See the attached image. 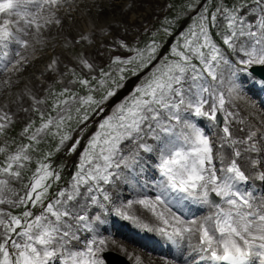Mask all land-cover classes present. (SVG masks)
<instances>
[{"label":"snow or ice","instance_id":"1","mask_svg":"<svg viewBox=\"0 0 264 264\" xmlns=\"http://www.w3.org/2000/svg\"><path fill=\"white\" fill-rule=\"evenodd\" d=\"M68 3L70 0H0V70L13 71L24 59L21 51L30 47L27 37L39 38L49 25L60 24L57 13ZM186 6L195 13L193 22L181 34L183 42L177 41L171 48L170 57L160 63L155 42L140 49L121 41V47L135 55L116 56L109 65L112 71L101 69L102 78H92L96 88L89 79L79 78L78 83L89 89L79 99L75 93L60 99L70 93L68 88L58 93L53 102V110L59 109L57 115L45 118L40 112L39 127L34 131H30L33 124L24 128L29 143L20 144L14 152L0 147V155L7 152L0 162V205L24 208L17 215L0 207V264H105L99 255L106 251L105 239L92 238L83 248L75 247L80 240L77 232L81 228L91 232L92 228L89 216L74 211L72 202L87 185L92 204H98L90 182L103 192L100 182L113 184L122 167L132 168L139 162L141 150L158 154L154 168L159 179L146 185L155 195L129 202L125 208L138 204L158 223L151 226L125 209H116L118 215L158 232L174 245L186 244L185 264H264V194L240 190L250 179L241 160L264 167V131L248 125L244 136H235L231 127L235 113L226 106L239 97V74L251 77L249 69L264 66V0H241L239 4L188 0ZM81 63L93 69L87 60ZM225 66L230 71L226 93L211 83L224 84L218 70ZM127 73H144L146 78L98 124L83 151L72 190H62L49 200V190L60 175L47 162L52 155L48 153L36 161L35 171L23 185L26 191L19 195L11 185L22 179V170L32 161L30 152L40 143L38 137H59V146H64L73 139L68 130L74 119L73 105H79L75 107L77 125L86 127L90 113L103 112L106 102L125 87ZM94 91L102 92L99 98ZM195 117L208 121L207 128L193 122ZM6 122L11 117L0 113V132ZM238 123L247 122L241 119ZM128 143L135 147L125 156ZM79 146L77 139L69 152H76ZM253 153L261 158H253ZM258 179L264 181V172ZM103 199L110 201V196L105 193ZM189 205L208 211L185 218L184 209ZM95 219L99 221V215ZM166 264L175 262L166 260Z\"/></svg>","mask_w":264,"mask_h":264},{"label":"rangeland","instance_id":"2","mask_svg":"<svg viewBox=\"0 0 264 264\" xmlns=\"http://www.w3.org/2000/svg\"><path fill=\"white\" fill-rule=\"evenodd\" d=\"M169 1L170 0H157L158 3L156 5L155 14L150 16L148 22L144 24L142 30L133 32L129 36H119L117 42L111 40L110 44L108 43L106 45L103 44L108 42L105 35H99L97 37L96 34L94 35V33H92L93 30L96 31L98 29L97 31H99L101 29V26H99V23L97 22V20H99L98 17L103 15L104 19L102 18V20H107V17L110 18L116 12V10H120L121 7L128 4L131 5L132 3L130 2V0H70V3L65 4L57 13L58 18L61 21L60 24L53 23L45 28L42 35L39 38L35 39V46L29 52L22 54L24 59L19 65L16 66L13 71L0 70V86L4 88V97H0V113H6L7 110L12 111V105L18 104L16 102V98L19 97L22 93H27V98L29 100V102L27 100L28 103L22 102L26 105H22L21 103L18 104L19 106L17 107L22 108L20 112L12 113L10 115L11 122L2 132H0V147H7L8 152H14L20 144H23L21 143V140L26 137V135H23L24 128L29 124L34 125L37 122L36 120L40 119V112H43L45 114V118L49 115L51 110L49 99L51 97V94L55 90H57L58 88H68L70 90L76 89L77 86L80 85L78 83V79L80 76L88 78L97 77L100 75L101 69H103L104 71L113 70L109 67V65H111L112 60L116 56H120L123 59L135 55L134 52H129L126 48L121 47V41H123V43L127 44L129 47L138 48V43H143L146 39V35L151 36V34L157 32L158 29H160L159 23L165 17L166 13L169 10ZM140 13L141 12H139L138 14ZM188 13H192V11ZM138 14L136 13L134 17H136V15ZM256 15L258 16L259 13L257 12ZM86 19L87 22L91 24L90 28L86 29V27H84V32H82L81 34L72 32L70 37L65 36L64 31L74 30L71 27V24H73L72 22L83 26L84 24H87ZM114 22H116V20ZM253 30H255V27H253ZM88 31H91V33L87 39H84L83 33ZM77 35H79L80 37L75 38V36ZM167 39L168 36L166 34H158L159 46L163 47L166 44ZM77 40L82 41L77 42ZM89 43L102 46V49L99 50L101 51L103 57H105L106 55V58H99L98 60L96 54L92 55L87 53ZM171 45L172 42L158 57L160 63L163 62L165 54L170 50ZM10 51H12V49H10ZM89 55H91L92 57ZM44 56H46V58ZM87 57L93 58V60L95 61V63H91L93 65V69L91 70L84 67V65L81 63L82 60L88 61V59H86ZM15 59H19V57H15ZM27 60H31V64L29 65V68L25 70L24 65ZM113 68H115V66H113ZM38 70L51 74L50 79H45V77L38 75ZM218 71L222 73V78L224 80V84H220L219 88L226 93L227 87L230 86L228 84V80L230 79V71L226 66L222 67ZM145 73H147L146 70ZM115 74L116 73L113 71L114 76ZM145 78L146 76L144 73H142L140 76H131V78H129V82H131V88L129 91H126V87H128V84L127 86L125 84V87L118 92L116 97L106 102V104L103 106V112L99 114H92L91 119L87 122L86 127L83 124L79 125L72 133L73 139L67 141L64 146H57L59 147V151L54 150L52 152V155L48 156L47 162L50 163L60 175V180L57 181L56 187L54 189H52L51 187V189L49 190V200H54L57 196V193L62 190H72V184L74 182L73 178L79 168L83 151L85 150L87 142L90 139L91 135L98 130V124L105 116L110 115L111 112L114 111L115 105L127 98L132 92L133 88L137 84L141 83ZM236 83L240 85L239 97L233 98L231 100V103L226 105L231 111L235 113L233 123L231 125V127L233 128V133H240V129L238 130V126L236 124V121L238 119H243L247 123L253 122V125L255 127L257 126V129L264 131V126L262 125V123L256 125L255 121V117L257 116L256 112L261 109V103H264V91L261 90L260 86H257L256 80L252 76H244L242 78H239L237 79ZM34 87L40 90L38 96H35L30 91L28 92L29 88ZM250 89L255 90L254 94L256 95V97L253 94L248 93V90ZM79 97L80 96H77V99H79ZM245 98H248V100L246 101ZM37 101H43V103L38 104ZM248 106L250 108H248ZM36 109H39V112H37ZM56 115L57 113L53 116ZM193 122L198 123L199 120L196 121L193 119ZM36 127H39V125ZM36 127L33 126L30 131H34ZM15 132H18L19 136L14 135ZM13 137H18L19 140L17 139L13 141ZM43 137L45 138L46 135L42 134L40 137H38V139L42 140ZM77 139L80 140V146L77 148V151L74 153L69 152L70 146ZM149 143H153V141L149 140ZM153 146L155 147L156 145L153 144ZM141 152L142 150L140 151V153ZM152 154L155 156L158 155L157 153ZM5 155H7V152L4 155H0V162L4 160ZM30 155L32 156V161L28 163L27 169L32 168L31 164H33L34 162L36 163V161L39 159L33 151L30 152ZM152 173L153 176H150L147 179H142L144 186L151 185L154 182L155 171L153 170ZM66 177L68 178L66 179V181H64ZM128 177L129 176H127L126 179H128ZM118 178L120 177L118 176ZM114 180L115 182L113 184H105L103 182H100L99 187L103 189L102 197H99L96 194L97 190L95 189V182H90L93 185V191L91 195L97 197L99 201L98 204H92L89 194L86 192L88 186L85 185L81 187L80 196L81 200L86 206L84 207L93 209V212L89 213L88 215V223H90L91 228H93L92 219L97 216V212L100 214L102 213L103 208L105 209V207H101V205L104 206L105 204L109 203V201H105L103 199L104 194L107 193L110 196L111 200L112 195L110 194V192L112 191L110 189L116 191L117 186H119V184H117L116 177H114ZM27 182L28 180H26L24 173H22V179L19 181H13L11 186L18 191L19 195L22 196L26 191L23 185ZM137 183H140V180L139 182L137 181ZM145 188L150 189L151 187ZM143 195L144 197L147 196L144 193L142 194V196ZM131 197L132 193L130 192V190H125L124 199H120L116 195L115 197L112 196V198H114V202L113 208H111V212L114 211L115 214H117L116 209H125L133 215L130 208H125V206L128 205L127 201ZM13 199H16V197H13ZM0 207L11 211L13 214L18 213L20 209L23 208H13L9 205H0ZM189 208L192 209L191 207ZM33 211L37 212L38 210L33 209ZM106 211H109V209H106ZM79 213L84 214V212ZM113 218L115 219L114 216ZM116 221L118 222L117 225H120V222L118 220ZM136 226L137 225L133 224V227ZM146 231L149 232L148 230ZM81 232L84 237L88 236L87 233L89 231H87L86 229H82ZM115 239L118 241L122 240V238L117 236H115ZM82 243L85 245L87 242L83 241ZM126 245L132 246L128 242H126ZM132 247L136 251H139V249L135 248V245ZM155 255L159 256V254ZM160 256L164 257L162 255ZM125 258L133 261L128 256H125Z\"/></svg>","mask_w":264,"mask_h":264},{"label":"bare ground","instance_id":"3","mask_svg":"<svg viewBox=\"0 0 264 264\" xmlns=\"http://www.w3.org/2000/svg\"><path fill=\"white\" fill-rule=\"evenodd\" d=\"M130 2L132 3L131 5L128 4L126 6L121 7L120 10H116V12L110 18L107 17V20H102V18L104 19L103 15L98 17L99 20H97V22L99 23V26H101V29L99 31H97L98 29L96 31L93 30L92 33H94V35L96 34L97 37L99 35H105L108 42L103 43L104 45L108 43L110 44L111 40H114L117 42L119 39V36H122V37L129 36L133 32L142 30L144 24L148 22V19L150 18V16L155 14L156 5L158 3L157 0H130ZM139 12L141 13L138 14ZM136 13L138 15L134 17ZM115 20L116 22H114ZM72 23L73 24H71V27L74 30L64 31V34L66 37H70L72 32H75L76 34H81L82 32H84V27L88 29L90 28V25H91L87 22V19H86L87 24H84L83 26H80L79 24H75L74 22ZM90 33L91 31H88V32L83 33V35L90 34ZM78 37L80 36L79 35L75 36V38H78ZM27 39H29L31 42L30 47L22 50L21 54H25L29 52L35 46L36 38L29 36L27 37ZM99 49H102V46L89 43L87 53L92 54V55L96 54L98 60L99 58L105 59L106 55L105 57H103ZM12 51H14V47L12 48ZM44 57L46 58V56ZM30 64H31V60H27V62L24 65L25 70L29 68ZM38 71H37L38 75L45 77V79H50L51 74L47 72H43V71H39V72ZM3 91H4V88L1 87L0 97H4ZM29 91L35 96H38L40 93V90L36 87L29 88L28 92ZM27 100H28L27 93H22L19 97L16 98V102L18 104L21 103L22 105H26L25 103L29 102V100L28 102ZM245 100L247 101L248 98H245ZM22 102H25V103H22ZM18 104L12 105L11 109L13 110V108L19 106ZM4 108H9V107H4ZM248 108L250 107L248 106ZM260 110L256 112L257 116L255 117V121L257 122V124L259 123L261 124L262 122H264V103H261ZM238 121L239 119L236 121L239 129H241L242 127L246 128V124L241 125L238 123ZM262 125L264 126V123H262ZM134 147L135 145L131 143L126 144V146L123 149L124 155L127 156L129 151L133 149ZM151 155L152 153H144L143 158L141 159L142 161L139 162V167H136L134 169L135 170L134 173L131 174L133 169L126 168L125 170L126 178L127 176H129L128 179H120L116 177L117 184H119V186L117 187H119L120 190L114 191V197L116 195L118 196V198L124 199L125 190H130V192L132 193V197L127 201V203L129 204V202H134L137 199L143 198L144 197V195L142 196L143 193L149 197L155 195L153 189L152 188L146 189L145 188L146 186H144L143 181H142V179H147L149 176H151V170L153 168ZM251 155L254 157V153ZM258 158H261V157H258ZM259 167H260V170L264 172V167L262 166H259ZM136 176H138L139 178H136ZM136 180L138 182L140 180V183H137ZM155 181L156 180H154V182ZM260 183H263V186H264V181L260 180ZM73 204L76 205V207L74 208L75 211L84 212L87 215L93 212V209L85 208L86 206L84 202L81 200V196H79L77 200L73 202ZM130 209L133 215L140 217L141 220H143L145 223H148L151 226H155L158 223L157 221L154 220V218L148 212H146L142 208V206L132 203ZM195 210L196 212L194 210L189 211L187 210V208H185L184 209L185 218H188L189 216H192L193 214L196 216H200V215H204L205 213H207L206 208L197 207ZM202 210H204V212ZM101 221L102 222L100 226L97 228H93L91 233L88 234V236L84 237L83 234L80 233V231L77 232V235L80 237V239L85 240L86 242H88L92 238H96L97 240L105 239L107 241L106 251H111L117 255L128 256L129 258L133 260L132 263L166 264V260H168V261H174L175 264H185V256L188 252L186 244L180 245V246L172 244L171 248H168L167 250H164L161 248L158 249L160 254L164 257H161L160 255L156 256L155 253L152 254V253L143 252V251H136L132 246L126 245V242H128V240H131L132 236L125 234V239L118 241L115 239V236H113V234L116 232L120 236H123L124 231H120L119 229L116 230L115 224H109L107 221H103L102 219ZM133 224L137 225L134 222Z\"/></svg>","mask_w":264,"mask_h":264},{"label":"trees","instance_id":"4","mask_svg":"<svg viewBox=\"0 0 264 264\" xmlns=\"http://www.w3.org/2000/svg\"><path fill=\"white\" fill-rule=\"evenodd\" d=\"M239 2H241V0H228L229 4H232V3L237 4ZM187 3H188V0H170V11L168 14V17L170 20L168 19V17H166L163 20L162 24L159 25V27L165 28V30L167 29L168 31H176L178 29L177 28L178 23H181L183 21V19L185 18V12L189 10L186 6ZM205 6H208V5H205ZM149 38L150 37H146L145 41L143 42V45H146V40ZM179 41L181 42L182 39H180ZM127 75H130V73H127ZM82 92L87 93V89L86 88L82 89ZM101 94L102 92H99V96ZM66 95H69V93ZM72 115L74 119L69 122L68 130H71L77 124L76 119H75V116H76L75 109H73ZM58 139L59 137L53 138L51 135H48L43 142H40L38 145L35 146L36 147V150L34 151L35 155L37 157H41V155L47 154L49 151H51L56 146Z\"/></svg>","mask_w":264,"mask_h":264},{"label":"water","instance_id":"5","mask_svg":"<svg viewBox=\"0 0 264 264\" xmlns=\"http://www.w3.org/2000/svg\"><path fill=\"white\" fill-rule=\"evenodd\" d=\"M254 71H256V72H258L264 76V68H262V67L261 68H254Z\"/></svg>","mask_w":264,"mask_h":264}]
</instances>
